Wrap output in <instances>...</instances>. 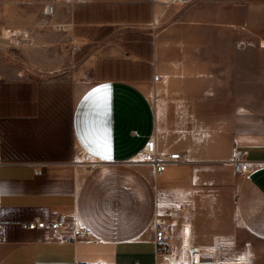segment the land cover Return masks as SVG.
Wrapping results in <instances>:
<instances>
[{"label":"crops","instance_id":"1","mask_svg":"<svg viewBox=\"0 0 264 264\" xmlns=\"http://www.w3.org/2000/svg\"><path fill=\"white\" fill-rule=\"evenodd\" d=\"M64 1L71 7H127L128 13L70 16L74 23L115 27L91 53L90 81L0 75V264H164L154 242L158 196L151 179L132 170V158L152 135L164 153L180 151L184 156V148L172 149L160 140L152 101L132 79V61L141 59L132 49V38H137L132 32L152 34L153 24L168 21L156 33L155 72L165 77L185 72L176 81L189 86H207L213 79L229 82V72L217 71L231 68L234 52L221 54L214 65L202 63L201 46L194 45L201 38L194 9L171 18L187 5L248 8V0ZM145 2L151 3L150 16L132 12ZM233 117L230 159L238 146L257 165L236 193L240 232L233 247L207 245L216 249L218 264H264V105L246 107ZM188 155L185 161L170 162L169 170L175 171L167 175L180 174L190 162L209 160L193 151ZM136 163L154 173L151 165ZM35 166H42V174L35 173ZM60 212L75 213L91 236L62 242L22 225ZM193 220L196 231H212L211 224ZM183 238L187 245L191 237Z\"/></svg>","mask_w":264,"mask_h":264},{"label":"rangeland","instance_id":"2","mask_svg":"<svg viewBox=\"0 0 264 264\" xmlns=\"http://www.w3.org/2000/svg\"><path fill=\"white\" fill-rule=\"evenodd\" d=\"M51 5L55 8L53 14L47 13ZM150 9L151 3L145 2L132 8V12L148 17ZM189 9H194L195 17L200 20L195 28L201 35L200 43L194 45L201 46L202 63L214 65L221 54L234 52L237 61L231 68L217 71L222 75L229 72L232 77L229 82L213 79L207 86H189L176 81L185 72L174 77L156 73V33L168 21L153 24L152 34L132 32L137 36L132 38V49L141 55V59L132 61V79L152 101L160 140L173 145L172 149L183 147L184 159L192 151L209 159L190 162V166L174 176L167 175L175 171L172 167L156 175L150 167L132 162V170L152 181L158 196L157 214L168 209L178 220L172 232V260L164 264H189L188 247L192 244L209 250L205 256L215 260L216 249L208 247V241L217 242L224 250L233 247V237L240 232L236 193L245 178L234 173L230 165L233 116L246 107L264 105V0H248V8L187 5L171 19L181 18ZM127 13V7H77L76 4L71 7L64 0H0V75L90 81L94 59L91 53L115 27L81 24L77 20L74 23L70 22V16L77 19V16L95 18ZM194 217L200 218L202 225L211 224L212 231H196L192 224ZM183 237H191L187 245Z\"/></svg>","mask_w":264,"mask_h":264},{"label":"built area","instance_id":"3","mask_svg":"<svg viewBox=\"0 0 264 264\" xmlns=\"http://www.w3.org/2000/svg\"><path fill=\"white\" fill-rule=\"evenodd\" d=\"M158 1V0H152ZM51 14L55 12L54 5L50 6ZM156 76V80H159ZM2 138L0 135V164L3 162L1 157ZM248 151L234 146L231 152V164L234 172L240 176H247L251 170L257 165V162L250 160ZM137 162H143L152 166L156 175L166 172L169 163L172 161H180L184 156L180 151L164 153L158 149L155 135L150 136L145 146L134 156ZM35 173L42 174V166H35ZM182 204H179L181 206ZM174 218L172 212L165 209L160 214H157L155 219L154 242L159 250V255L164 261L172 260V232ZM26 229H42L46 231L50 237L62 242L76 241L80 238H89L91 231L86 226L81 224L75 213L60 212L52 214L48 219L40 217L25 222L22 224ZM205 251L202 246L192 244L188 247L189 264H218L215 259L205 256ZM79 264H92L82 263ZM98 264V263H95Z\"/></svg>","mask_w":264,"mask_h":264},{"label":"bare ground","instance_id":"4","mask_svg":"<svg viewBox=\"0 0 264 264\" xmlns=\"http://www.w3.org/2000/svg\"><path fill=\"white\" fill-rule=\"evenodd\" d=\"M50 13L51 14V9L49 8V7H47V13ZM132 161H135V162H137V159H135L134 157L132 158ZM183 161H185V159H183ZM143 163V162H142ZM170 168H171V166H170ZM182 205L184 204L183 202L181 203ZM178 224V220L176 219V218H174V223H173V227L175 226V225H177ZM162 258V257H161Z\"/></svg>","mask_w":264,"mask_h":264},{"label":"snow or ice","instance_id":"5","mask_svg":"<svg viewBox=\"0 0 264 264\" xmlns=\"http://www.w3.org/2000/svg\"><path fill=\"white\" fill-rule=\"evenodd\" d=\"M106 87V86H105ZM87 99V98H86Z\"/></svg>","mask_w":264,"mask_h":264}]
</instances>
